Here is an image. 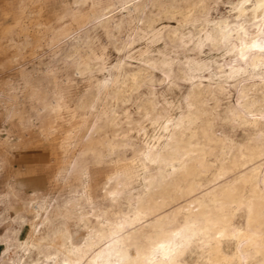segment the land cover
<instances>
[{"label":"clouds","instance_id":"9594fccd","mask_svg":"<svg viewBox=\"0 0 264 264\" xmlns=\"http://www.w3.org/2000/svg\"><path fill=\"white\" fill-rule=\"evenodd\" d=\"M22 2L0 133L51 166L0 174V264H264V0Z\"/></svg>","mask_w":264,"mask_h":264},{"label":"rangeland","instance_id":"374dc122","mask_svg":"<svg viewBox=\"0 0 264 264\" xmlns=\"http://www.w3.org/2000/svg\"><path fill=\"white\" fill-rule=\"evenodd\" d=\"M27 13L23 10L22 0H0V37L11 39L19 43L26 33L22 27L26 23ZM14 51V49H13ZM5 67H0V72ZM0 137L7 142L0 145V174H11L19 182L33 183L44 175L51 166L48 140L40 134L13 133L9 137L8 131L0 133ZM4 229L0 228V236ZM21 233V239L25 238ZM6 246L0 244V253H4Z\"/></svg>","mask_w":264,"mask_h":264}]
</instances>
